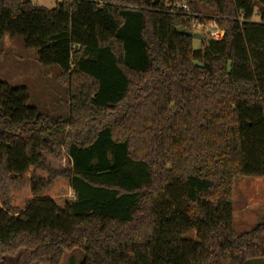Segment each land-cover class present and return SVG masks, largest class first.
<instances>
[{
	"label": "trees",
	"instance_id": "16d2710c",
	"mask_svg": "<svg viewBox=\"0 0 264 264\" xmlns=\"http://www.w3.org/2000/svg\"><path fill=\"white\" fill-rule=\"evenodd\" d=\"M169 1L0 0V58L5 36L22 39L72 101L71 118H50L27 89L0 81V256L264 259V222L238 235L233 200L235 178H264V0H186L224 31L199 49L181 32L192 20L169 14ZM62 149L70 167L57 170L45 156Z\"/></svg>",
	"mask_w": 264,
	"mask_h": 264
},
{
	"label": "rangeland",
	"instance_id": "374dc122",
	"mask_svg": "<svg viewBox=\"0 0 264 264\" xmlns=\"http://www.w3.org/2000/svg\"><path fill=\"white\" fill-rule=\"evenodd\" d=\"M34 5L53 9L59 0H31ZM202 15L209 14L202 5L196 4ZM258 18H255L257 21ZM195 49L201 48L200 41L194 42ZM4 52L0 58V81L13 88H25L29 93V106L38 109L50 118H71L72 101L66 81L57 68H43L37 61V53L25 49L22 39L5 36L1 41ZM86 131H80L79 139ZM75 137V136H74ZM72 137L70 140H77ZM48 164L61 170L70 167L66 149L58 155L45 156ZM234 228L238 235L250 231L264 222V178H235L233 181ZM4 201L0 191V206ZM26 249L14 254L0 256V264H39L32 262ZM76 262L82 259V252L67 253L61 264H70L71 258ZM246 264H264V259L249 260Z\"/></svg>",
	"mask_w": 264,
	"mask_h": 264
},
{
	"label": "built area",
	"instance_id": "2783aa9c",
	"mask_svg": "<svg viewBox=\"0 0 264 264\" xmlns=\"http://www.w3.org/2000/svg\"><path fill=\"white\" fill-rule=\"evenodd\" d=\"M167 12L169 14H181L192 20V32L209 36L215 40L224 38L223 30H213L208 27L205 22L200 21L201 15L194 14L190 4L186 0H170L167 4Z\"/></svg>",
	"mask_w": 264,
	"mask_h": 264
},
{
	"label": "water",
	"instance_id": "95a60500",
	"mask_svg": "<svg viewBox=\"0 0 264 264\" xmlns=\"http://www.w3.org/2000/svg\"><path fill=\"white\" fill-rule=\"evenodd\" d=\"M183 34L192 37L196 41H202L203 40V35L200 33H195L189 30H182L181 31Z\"/></svg>",
	"mask_w": 264,
	"mask_h": 264
}]
</instances>
